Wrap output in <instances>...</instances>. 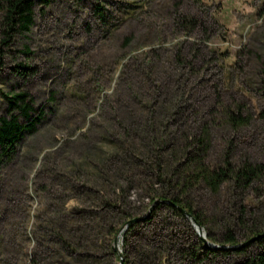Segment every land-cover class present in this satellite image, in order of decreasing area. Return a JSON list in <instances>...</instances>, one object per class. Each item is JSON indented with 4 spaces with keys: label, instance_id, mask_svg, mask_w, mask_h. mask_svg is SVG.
I'll list each match as a JSON object with an SVG mask.
<instances>
[{
    "label": "rangeland",
    "instance_id": "1",
    "mask_svg": "<svg viewBox=\"0 0 264 264\" xmlns=\"http://www.w3.org/2000/svg\"><path fill=\"white\" fill-rule=\"evenodd\" d=\"M33 11L30 31L0 52V119L9 114L5 94L18 92L40 117L15 154L0 157V264L245 262L255 244L207 252L223 249L167 221L162 206L150 222L120 232L112 205L127 193L122 207L137 215L152 205L159 176L144 164L152 160L143 126L155 123L158 133L172 103L188 107L172 127L181 129L177 140L208 126L206 164L229 154L264 166V0H37ZM238 110L250 120L234 128L227 118ZM187 198L212 246L222 244L208 233L243 231L224 226L237 201L264 224V176L245 190L198 184Z\"/></svg>",
    "mask_w": 264,
    "mask_h": 264
},
{
    "label": "trees",
    "instance_id": "2",
    "mask_svg": "<svg viewBox=\"0 0 264 264\" xmlns=\"http://www.w3.org/2000/svg\"><path fill=\"white\" fill-rule=\"evenodd\" d=\"M37 0H0L1 28L2 36L0 38L1 45L9 46L13 36L17 33L28 32L34 23L33 6ZM42 4H48L50 0H38ZM2 54H0L1 57ZM27 69V66H20ZM260 85L264 89V69L261 71ZM176 97H182L183 92H179ZM8 101V116L0 119V157L10 158L16 150L26 133H34L40 117H32L34 111L33 106L28 101L29 94L27 92H18L14 95L5 94ZM188 107L179 108L175 103L170 104L167 112L161 113L159 132L157 125L146 124L143 126L145 136L143 137V152L145 158L152 160L150 165L148 161L144 164L153 170L152 166H157L159 180V189L155 195L151 197V204L159 200L151 213L143 220L135 223L127 231L131 232L141 222H150L154 218L160 206L168 212L165 218L169 221L176 218L182 221V224L193 226L190 219L185 215L184 210L188 211L196 218L203 227L206 222L200 212L193 207L187 198L192 187L198 184L207 186L211 191L218 192L224 183H231L235 189H248L260 182L264 176V166L261 163L235 162L230 159L229 154L221 163L210 166L205 163L204 157L209 148L208 142V126H203L200 132H182L180 139L177 140L179 129L172 131L173 124L184 120L186 117V109ZM250 118L243 115L242 111L231 113L228 115L227 122L234 128H238L248 124ZM180 143H179V142ZM145 143V144H144ZM232 141L230 142V145ZM127 162L133 158V153L126 150ZM132 153V154H131ZM120 193V192H119ZM118 193V194H119ZM123 195V193H121ZM127 193L124 198H117L113 208L121 216V225L136 217L133 210H127L122 205L127 204L129 198ZM120 196V195H119ZM235 211L224 222V226H242V232L237 234L228 233L223 237L215 238L213 234L208 233V239L218 242L222 245H236L246 241L249 238L264 233V224L252 216L249 210L240 202L234 203ZM149 210V209H148ZM148 212V211H147ZM147 212L145 214H147ZM144 214V215H145ZM248 226V227H247ZM117 231V229H116ZM243 239V240H241ZM202 241V240H201ZM255 244L257 249L248 254L247 260L242 264H264V236L258 238L250 245ZM249 245V246H250ZM246 248V247H245ZM245 248L232 249L235 252L245 251ZM211 253H229L228 250L208 249Z\"/></svg>",
    "mask_w": 264,
    "mask_h": 264
},
{
    "label": "water",
    "instance_id": "3",
    "mask_svg": "<svg viewBox=\"0 0 264 264\" xmlns=\"http://www.w3.org/2000/svg\"><path fill=\"white\" fill-rule=\"evenodd\" d=\"M157 203H159V200H156V201H154L152 203V205L150 206L147 214H145L143 216H140V217H136V218H132V219L128 220L125 223V225L121 228L120 232L126 231L131 226H133L135 223H137V222L143 220L144 218H146L151 213V211L153 210L154 206ZM184 212H185V215L190 219V221H191L193 227L195 228L198 236L203 240L205 247H213L215 249H239V248H244V247L249 246L251 243H253L254 241H256L258 238L264 236V233H262V234L253 236V237L249 238L248 240H246V241H244L242 243H239L237 245H229V246L216 245V246H212V245H210L209 241L206 238V232H205L204 227L199 222H197L196 218L193 217V215L191 213H189L186 210H184ZM114 248H115V250H117V239L114 241ZM122 261H123V259H121L120 264H122Z\"/></svg>",
    "mask_w": 264,
    "mask_h": 264
}]
</instances>
